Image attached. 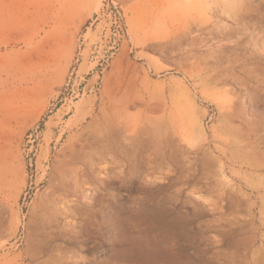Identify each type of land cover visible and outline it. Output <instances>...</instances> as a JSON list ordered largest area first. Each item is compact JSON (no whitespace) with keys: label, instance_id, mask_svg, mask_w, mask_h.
<instances>
[{"label":"rangeland","instance_id":"1","mask_svg":"<svg viewBox=\"0 0 264 264\" xmlns=\"http://www.w3.org/2000/svg\"><path fill=\"white\" fill-rule=\"evenodd\" d=\"M85 1L59 17L60 0H0V264H130L121 245L142 216L165 218L180 264H253L264 170L222 152L236 132L264 141L251 23L212 0ZM109 91L126 96L134 137L117 141L132 155L106 134Z\"/></svg>","mask_w":264,"mask_h":264},{"label":"bare ground","instance_id":"2","mask_svg":"<svg viewBox=\"0 0 264 264\" xmlns=\"http://www.w3.org/2000/svg\"><path fill=\"white\" fill-rule=\"evenodd\" d=\"M11 1L12 0H9V2ZM84 1L85 0H60L59 8H58V16L59 17H61V15L70 16L71 13L74 10H76L79 6L81 5L83 6ZM215 2L219 3L218 6H220L221 12L226 13L230 19L238 22L251 23V30L249 31L250 33L249 37L247 40L244 41V45H246L245 46L246 50H248L249 46L250 47L252 46V48L249 50L250 57L254 58L256 54H258L259 56V52L260 53L264 52V11H263L264 0H212V3ZM12 4L9 3V5ZM5 6L7 5H4V7ZM48 15L50 16V14ZM45 17H47V15ZM246 25L243 24V27L248 28L249 26ZM50 31H48V34ZM59 36H61V39L63 38V34ZM59 40H57L56 38L54 46L56 51L61 52V50L64 49V44L61 40L60 41ZM252 40H255V42L254 41L251 42ZM259 40H261V43L258 42ZM258 45H260V48L258 47ZM219 60L220 59H218V61ZM214 62H217V60L215 59ZM125 97L126 96H124L123 94L117 96L115 93L109 91V93L105 97H103L99 110L102 113V117H103V115L105 116L106 106H108L111 109L113 118L111 117L110 118L108 117L107 119L104 118L106 126L108 125V127L111 128V131H107L106 134L108 137L113 138V140L117 143L116 150L119 153L127 151L128 153H130V155H132V153L134 152L130 151V149L127 148V145H125V143L117 141L118 137L121 134H124L126 136V139L134 137V132H127L125 128L127 126L125 122L126 109H127L125 106L126 102L124 101ZM236 133L238 136L234 135L230 141L228 140V142H225L224 147L226 148V150L223 149L222 152L224 154L225 152H227L229 154V158L232 159L234 162L237 161L240 167L246 166V168H250L251 170H253L252 171L253 173L260 174L259 172H262V170H264V150L263 153H261V155L259 156L258 155L259 153L253 151L252 148L259 147V145L264 146V141L256 143L255 141L257 140L255 139L256 135H250L248 133L246 134V136H244L241 132L239 134L238 132ZM254 142L255 145L253 146L252 144ZM157 153L159 154L161 159H164L166 157L164 151L157 150ZM137 163L138 162H135L136 165ZM206 165L211 168L212 164L210 160L206 161ZM143 179L144 180L148 179V176H144ZM95 180L97 183L102 182L101 178H96ZM193 195L196 199H200L205 202L208 200V197L206 196H201L197 193H193ZM140 208L146 209V207H143L142 204L140 205ZM77 219L84 220L80 213L77 214ZM165 222H166L165 218L162 216L160 217L155 216L152 217V219L146 216L145 217L142 216L140 217V222L138 224L126 225L127 231L131 233V239H129L128 242L123 243V245H121V246L130 247L129 250L130 256L124 259L125 263L129 262L130 264H166V262L169 261L172 264H180L181 244L179 243V237L172 230L170 232L169 230L162 229L164 227ZM168 222L172 223L170 221ZM260 224L261 226H264V208H261ZM83 229L84 227L81 224L78 226L77 230L76 227L71 228L70 234L67 235L71 237L70 239L82 238V236H84ZM80 242H83V239L80 240ZM157 247H160L161 249L159 250L157 249ZM161 256L165 258H161ZM130 257H134V258L132 259ZM260 257L261 260H259ZM260 257L256 258L255 261L253 259V264H264V255L261 254Z\"/></svg>","mask_w":264,"mask_h":264}]
</instances>
